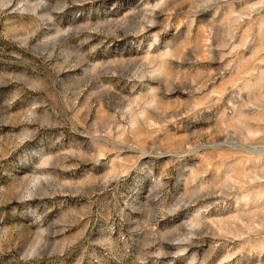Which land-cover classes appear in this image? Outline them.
Wrapping results in <instances>:
<instances>
[{"label":"rangeland","instance_id":"374dc122","mask_svg":"<svg viewBox=\"0 0 264 264\" xmlns=\"http://www.w3.org/2000/svg\"><path fill=\"white\" fill-rule=\"evenodd\" d=\"M0 264H264V0H0Z\"/></svg>","mask_w":264,"mask_h":264}]
</instances>
